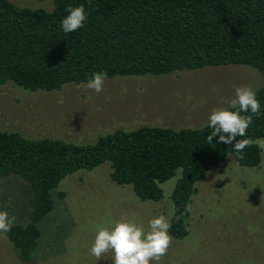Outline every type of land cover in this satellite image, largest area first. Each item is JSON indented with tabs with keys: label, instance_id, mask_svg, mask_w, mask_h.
I'll return each mask as SVG.
<instances>
[{
	"label": "trees",
	"instance_id": "16d2710c",
	"mask_svg": "<svg viewBox=\"0 0 264 264\" xmlns=\"http://www.w3.org/2000/svg\"><path fill=\"white\" fill-rule=\"evenodd\" d=\"M50 1L52 9L45 10L0 0V85L54 92L87 83L98 72L113 79L244 66L262 78L254 91L261 114L253 117L244 137H237L249 141L242 154L217 143L219 137L208 143V124L116 129L90 144L27 138L0 129V180L16 176L30 195L25 216L14 222L7 239L23 262L31 261L42 235L39 223L54 210L53 191L60 182L107 164L110 180L130 185L141 202H159L161 185L180 171L171 193L169 235L184 240L190 229L189 204L207 172L230 156L245 168L261 163L257 141L264 139V0ZM80 5L88 13L84 26L65 34L60 25L66 9Z\"/></svg>",
	"mask_w": 264,
	"mask_h": 264
},
{
	"label": "rangeland",
	"instance_id": "374dc122",
	"mask_svg": "<svg viewBox=\"0 0 264 264\" xmlns=\"http://www.w3.org/2000/svg\"><path fill=\"white\" fill-rule=\"evenodd\" d=\"M10 1L19 7L52 9L50 0ZM261 84V76L244 66L106 79L99 94L86 89V83L67 84L54 92H29L7 83L0 85V129L27 138L90 144L116 129L143 125L201 128L213 109L229 107L221 98L231 100L235 87L255 91ZM261 141L259 166L241 167L230 156L207 172L189 204V235L181 241L172 239L167 254L150 264H264ZM109 173V166L101 164L65 177L53 191L54 210L39 223L42 235L32 260L23 262L6 233H0V264H112L111 252L99 261L89 254L99 229L111 230L123 219L147 233L148 222L155 217L163 215L171 222V193L180 171L161 185L159 202H141L130 185H116ZM29 197L20 178L0 180V210L16 217L15 223L25 216Z\"/></svg>",
	"mask_w": 264,
	"mask_h": 264
},
{
	"label": "clouds",
	"instance_id": "9594fccd",
	"mask_svg": "<svg viewBox=\"0 0 264 264\" xmlns=\"http://www.w3.org/2000/svg\"><path fill=\"white\" fill-rule=\"evenodd\" d=\"M67 15L61 21V30L71 33L84 26L88 13L83 5L67 9ZM107 78L106 72L93 73L85 88L99 94L103 91ZM227 103L230 108L238 111H229L224 108L213 109L208 116V127L212 129L207 136L208 143L213 138L219 137L217 143L232 145L233 152L242 154L248 146V140H238L237 137H244L247 129L253 122V117H259L261 112L260 101L256 93L248 86H237L234 88V96ZM251 115H241V113ZM264 146V141H261ZM242 158V155H241ZM16 220V217H9L7 211L0 210V233H7ZM149 231L146 233L143 227L137 226L134 222L121 220L113 229L101 228L98 230L94 243L89 249V254L98 261L104 254L112 253V264H150L152 261L159 262L168 252L172 237L169 235L171 224L163 215L155 217L148 222Z\"/></svg>",
	"mask_w": 264,
	"mask_h": 264
}]
</instances>
